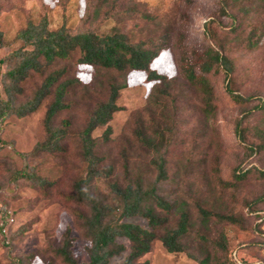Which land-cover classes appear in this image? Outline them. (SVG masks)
Wrapping results in <instances>:
<instances>
[{
  "label": "rangeland",
  "instance_id": "1",
  "mask_svg": "<svg viewBox=\"0 0 264 264\" xmlns=\"http://www.w3.org/2000/svg\"><path fill=\"white\" fill-rule=\"evenodd\" d=\"M221 0H0V27L6 46L0 48V59L16 50L21 42L16 40L19 30L28 20L38 23L47 17L50 28L57 29L65 22L75 34L91 30L99 34L123 33L131 43H143L158 49L152 69L173 78L169 96L162 85L146 81V73L130 71L126 76L117 72L102 74L91 66L63 61L58 68H65L69 79H78L83 85L72 89L67 97L70 109L62 111L54 126L60 127L69 119L73 136L67 141L65 153L42 154L25 158L34 146L45 140L43 120L53 96L44 100L39 109L23 118L9 116L0 123V217L3 206L16 218L11 232V245L4 243L0 233V263L63 264L51 251L62 243L68 227L75 238L72 253L79 263L89 261V241L83 236L76 222L75 211L88 209L67 200L76 179L81 177L85 164L76 134L81 131L89 115L107 100L109 82L115 79L122 88L117 100L120 110L108 125L100 127L95 136L107 135L99 154L104 158L103 167H114L113 177L99 179L94 184L96 194L108 195L107 184L119 179L124 184L126 164L136 175H143L145 182L155 180L157 171L153 156L135 136L137 125L150 134L157 125L171 127V144L166 152L168 181L160 193L172 203H186L194 227L187 237V253H170L160 240L140 261L150 264H199L190 254L202 259L209 251L217 260L213 243L225 236L228 242L227 257L235 264H264V202L254 207L250 214L249 203L264 192V177L254 172L247 180L233 186V172L238 166L252 165L264 170V148L251 154L247 145L264 142V115L254 114L247 125V141L242 144L235 133L236 123L243 107L227 93V80L223 71L208 75L212 91L213 112H205L202 92L187 83L181 74L182 61L188 57L194 62L206 57L208 44H221L235 65L230 88L245 96L264 97V0H229V11L236 17L220 16ZM212 23L215 39L208 38L206 23ZM253 37V38H252ZM205 54V55H204ZM77 57V56H76ZM5 67L2 66L3 72ZM197 73H200L197 67ZM96 75L103 84L96 82ZM35 75L27 84L20 102L27 100L41 83ZM90 84V85H89ZM89 85V86H87ZM3 97H6L1 88ZM151 94H158L161 106L151 107ZM154 108H157L155 111ZM155 112V113H153ZM103 136V137H104ZM27 161L37 174L52 185L43 189L20 180H11V171L20 170ZM198 207L214 213L233 215L242 223L232 225L219 222L215 217L203 222ZM170 227L179 218L173 210L169 215ZM149 228L145 219L127 220ZM206 239L207 241H204ZM114 258L120 264L129 252ZM190 253V254H189ZM28 261V262H26Z\"/></svg>",
  "mask_w": 264,
  "mask_h": 264
},
{
  "label": "trees",
  "instance_id": "2",
  "mask_svg": "<svg viewBox=\"0 0 264 264\" xmlns=\"http://www.w3.org/2000/svg\"><path fill=\"white\" fill-rule=\"evenodd\" d=\"M62 0H58L60 4ZM220 16L236 17L229 11V0L220 1ZM212 23H206V34L209 39H215ZM253 38V37H252ZM16 40L21 45L0 59V123L9 116L19 118L26 117L36 112L44 100L53 96L49 103L43 127L45 140L37 143L34 148L23 154L25 158H32L42 154L65 153L67 141L73 134L72 123L64 119L60 127H55V119L64 110L70 109L67 97L71 90L83 85L78 79H69L65 75V68H58L63 61H74L78 65L91 66L98 73L117 72L120 76H126L130 71H142L146 73V81L156 83L155 87L162 85L164 95L171 88L173 78L161 75L152 69V62L158 56V49H150L143 43H131L123 33L99 34L87 30L72 34L66 23L57 29H51L47 17L38 23L28 20L25 28L18 31ZM6 46V39L0 27V48ZM206 57L192 62L186 57L182 61L181 74L189 85L202 92L205 99V112L210 115L213 112L212 91L209 85L208 75L212 72L218 74L223 71L227 80V93L231 99L244 108L235 126L237 140L242 144L247 141V125L252 115L258 113L264 115V97L245 96L230 88L231 75L235 71V65L221 44H208ZM204 54V55H205ZM77 56V57H76ZM2 66L5 70L2 72ZM197 67L200 73H197ZM38 75L42 80L31 96L20 102L24 95L26 84ZM108 75H96V82L103 84L101 77ZM158 84V85H157ZM90 85V84H89ZM87 85V86H89ZM125 85H120L115 79L109 82V96L106 101L100 103L89 115L85 127L76 134L80 143L81 155L85 164V170L81 177L75 180L73 192L67 196V200L83 205L88 212L75 211L76 222L82 230L83 236L89 241V261L79 263L72 253L75 238L72 229L68 227L63 234L62 243L58 247H52L51 251L63 264H113L112 260L121 257L127 252L126 243H129V252L120 264H150L149 261H140L152 249L154 241L160 240L170 253H187L189 245L187 237L194 227V222L186 203H172L166 200L160 188L168 181L166 152L171 144V127L157 125L150 134L144 127L137 125L135 136L137 141L153 156L152 163L157 171L154 181L145 182L140 173L134 175L126 164L124 184L115 179L107 184L109 194H96L94 184L97 180L113 177L114 167H103L104 158L100 156L101 142L107 141V135L95 136L96 131L109 124L114 114L120 110L117 103L120 92ZM1 88L6 97H3ZM151 107L161 106L158 103V94L150 95ZM156 111L157 108H154ZM155 113V112H153ZM251 154H256L264 148V142L260 145H247ZM258 172L264 177V170L255 165L248 168L238 166L233 172V186L243 183L247 177ZM11 180L18 182L23 180L43 189L51 186L45 178L39 176L27 161L20 170L11 171ZM254 203H249L250 214L255 212L254 207L259 202H264V192L258 196ZM175 210L178 214V222L175 227H170V213ZM3 214L9 208L3 206ZM198 212L203 222L210 221L213 217L219 222L232 225H240L241 218L233 215L214 213L203 207H198ZM145 219L149 228L140 224L129 222L132 218ZM264 220V216L261 217ZM8 238H4L6 245H11V229ZM204 241H207L204 239ZM217 252L221 251L222 259L216 258L210 251L202 258L196 259L199 264H235L227 257L228 242L225 236L213 243ZM28 262V261H26ZM1 264V263H0ZM17 264H27L24 260H17Z\"/></svg>",
  "mask_w": 264,
  "mask_h": 264
},
{
  "label": "built area",
  "instance_id": "3",
  "mask_svg": "<svg viewBox=\"0 0 264 264\" xmlns=\"http://www.w3.org/2000/svg\"><path fill=\"white\" fill-rule=\"evenodd\" d=\"M16 223V218L11 211L3 214L0 217V233L4 238H8L9 228ZM6 243L9 241L6 240Z\"/></svg>",
  "mask_w": 264,
  "mask_h": 264
}]
</instances>
